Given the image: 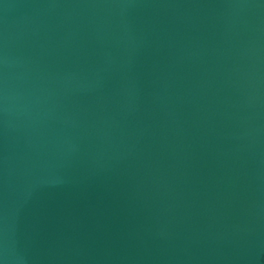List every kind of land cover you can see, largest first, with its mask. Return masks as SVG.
<instances>
[{
	"label": "water",
	"instance_id": "obj_1",
	"mask_svg": "<svg viewBox=\"0 0 264 264\" xmlns=\"http://www.w3.org/2000/svg\"><path fill=\"white\" fill-rule=\"evenodd\" d=\"M0 264H264V0H0Z\"/></svg>",
	"mask_w": 264,
	"mask_h": 264
}]
</instances>
